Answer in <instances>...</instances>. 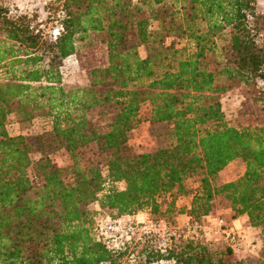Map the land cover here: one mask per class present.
<instances>
[{
	"label": "trees",
	"instance_id": "trees-1",
	"mask_svg": "<svg viewBox=\"0 0 264 264\" xmlns=\"http://www.w3.org/2000/svg\"><path fill=\"white\" fill-rule=\"evenodd\" d=\"M54 1L56 37L0 5V264H122L127 256L136 264H264V120L256 111L264 108V14L257 0ZM89 39L103 44L106 60L91 69L87 86L68 88L64 61ZM240 87L250 92L242 106L248 119L236 128L222 97ZM97 112L104 123L93 119ZM37 118L50 119L51 129L10 134L12 119ZM143 122L164 146L132 150L131 133ZM59 152L69 167L53 160ZM237 160L244 173L221 183ZM219 198L232 220L245 219L242 232L258 231V255L237 258L207 239L204 224L215 219ZM139 214L172 227L185 216L200 229L181 228L165 251L148 236L112 251L96 234L100 219Z\"/></svg>",
	"mask_w": 264,
	"mask_h": 264
},
{
	"label": "rangeland",
	"instance_id": "rangeland-1",
	"mask_svg": "<svg viewBox=\"0 0 264 264\" xmlns=\"http://www.w3.org/2000/svg\"><path fill=\"white\" fill-rule=\"evenodd\" d=\"M7 5L14 9L16 13H27L30 17H34L36 24L41 26L50 36H57L55 31L58 30V5L54 0H0V5ZM258 10L264 14V0H257ZM264 39V37H263ZM170 39L169 41H172ZM141 55L146 56L145 50L141 48ZM106 60V49L103 44L96 39H89L85 42L77 43V53L64 61L62 67L63 84L68 88L85 87L90 81V71L94 66H99ZM250 92L245 87L225 94L222 97L223 109L226 114V119L229 125L241 128L245 126L248 116L242 115L243 104L249 97ZM256 111L264 120V108L262 105L256 107ZM142 117H147L148 109L144 108L141 112ZM102 113L97 112L93 115L96 123L105 122V117ZM9 132L12 135L25 134L29 136L39 135L51 129V120L46 118H37L29 124H17L16 119H12ZM132 150L136 153L152 152L157 148L164 146L163 138L152 135L150 125L143 122L140 127L131 133L130 141ZM53 160L60 167H69L70 161L68 157L59 152L52 155ZM95 163L105 164V157L103 155L93 156ZM245 171V164L241 160L231 163L223 172L220 182L232 181L240 177ZM118 189L125 187L124 184L119 183L116 185ZM179 205L182 203L179 202ZM95 209V204L91 206ZM227 203L224 199H217L215 209L213 212L214 220L206 221L204 224V231L208 240L214 241L216 247L229 246L226 237L222 234V228L219 224L223 220L225 227H232V219L230 211H228ZM108 217L107 215H105ZM142 220V218L140 219ZM219 232V233H218ZM241 243L243 248L241 251H234L237 258H246L248 256H256L263 248L260 234L256 230L242 232Z\"/></svg>",
	"mask_w": 264,
	"mask_h": 264
},
{
	"label": "built area",
	"instance_id": "built-area-1",
	"mask_svg": "<svg viewBox=\"0 0 264 264\" xmlns=\"http://www.w3.org/2000/svg\"><path fill=\"white\" fill-rule=\"evenodd\" d=\"M219 224L223 229L222 234L226 237L229 246L234 251H241L243 248L241 243V230L234 227L226 228L223 220H220ZM181 228L196 231L200 229V226L198 224L192 226L188 221L184 226L172 227L167 222H154L147 217L142 220L136 219L135 221L105 218L97 222L96 234L103 240L107 248L112 251H125L127 250L128 243L134 237L139 238L142 236L155 238L158 243V248L161 251H165L169 241L178 235ZM122 264H136V259L132 256H127Z\"/></svg>",
	"mask_w": 264,
	"mask_h": 264
},
{
	"label": "crops",
	"instance_id": "crops-1",
	"mask_svg": "<svg viewBox=\"0 0 264 264\" xmlns=\"http://www.w3.org/2000/svg\"><path fill=\"white\" fill-rule=\"evenodd\" d=\"M223 174V173H222ZM222 176V175H221ZM122 184H124V183H122ZM125 185V184H124ZM125 188V187H124ZM124 188H122V189H124ZM144 219V218H146V215L145 214H139V215H137V216H125V217H123L122 219L123 220H126V221H135L136 219H138V220H140V219ZM244 220L245 219H243V218H239V219H236V220H232V223H231V226L232 227H234V228H238V229H240V230H244L245 229V227H244V225H243V222H244ZM180 221L182 222V223H180L182 226H184L185 224H187V222H188V218L187 217H185V216H182L181 218H180ZM180 225V226H181Z\"/></svg>",
	"mask_w": 264,
	"mask_h": 264
},
{
	"label": "water",
	"instance_id": "water-1",
	"mask_svg": "<svg viewBox=\"0 0 264 264\" xmlns=\"http://www.w3.org/2000/svg\"><path fill=\"white\" fill-rule=\"evenodd\" d=\"M58 32H59V31H58V30H56V31H55V34H57Z\"/></svg>",
	"mask_w": 264,
	"mask_h": 264
}]
</instances>
